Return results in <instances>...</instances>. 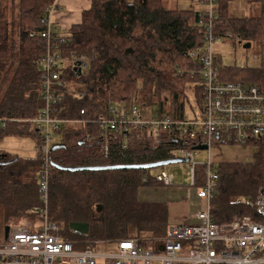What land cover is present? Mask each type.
Returning <instances> with one entry per match:
<instances>
[{
    "label": "trees",
    "instance_id": "trees-1",
    "mask_svg": "<svg viewBox=\"0 0 264 264\" xmlns=\"http://www.w3.org/2000/svg\"><path fill=\"white\" fill-rule=\"evenodd\" d=\"M90 1L91 7L82 13L81 22L73 25L67 36H56L54 40L63 56H85L88 60L85 72L79 74L69 67L62 75L86 95L82 99L65 95L61 118H82L81 111L85 110V118L95 122L109 115L110 103H133L140 108L155 106V117L178 120L185 117L190 89L201 105V64L190 53L204 44L206 11L170 9L167 0ZM52 3L0 0V141L4 137L29 136L41 142L31 125L17 120L36 117L43 106L35 91L42 84L47 51V41L42 37L46 27L42 23ZM215 11L216 33L229 32L232 37L249 39L254 37V27L260 28L263 35L261 18L237 21L230 17L229 0H216ZM217 64L222 80L237 82ZM258 84L263 85L264 80ZM60 133L65 147L51 152V162L62 167L151 164L175 158V152L183 148H192L182 145L169 132L154 135L149 128L123 136L89 123L85 128L64 127ZM88 136L92 140L86 142ZM252 144L250 160L214 164L219 180L211 212L216 222L230 221L238 214L259 219L254 209L244 204L254 200L264 184V139ZM39 171L38 153L32 159L0 151V211L5 226L33 216L40 221L43 205ZM195 172L196 185L192 188L197 191L204 183L205 167L199 165ZM154 177L150 170L70 172L53 167L49 221L60 227L63 224L61 238L77 242L75 248L79 250L93 247V241L135 238L144 248L154 247L153 242L165 237L171 225L166 202L139 197L140 189L157 185ZM72 222L87 223L89 234L73 233L68 227Z\"/></svg>",
    "mask_w": 264,
    "mask_h": 264
},
{
    "label": "built area",
    "instance_id": "built-area-1",
    "mask_svg": "<svg viewBox=\"0 0 264 264\" xmlns=\"http://www.w3.org/2000/svg\"><path fill=\"white\" fill-rule=\"evenodd\" d=\"M47 19L42 23L46 31L42 37L47 41L43 58L42 84L36 89L43 102L39 114L31 119L17 120L28 123L41 137L38 156L40 161L38 188L42 201L40 215L42 222L35 229L22 226L12 227L7 241L0 244V264H264V184L258 188L256 198L248 199L245 206L254 209L252 215H236L232 220L219 223L213 218L211 204L217 191L219 175L212 160V151L229 146L247 147L264 139V85L242 84L224 81L218 69L214 46L232 39V34L216 33V0H209L206 11L208 23L205 26L204 44L190 56L196 58L201 69L203 98L200 105V119L165 117H144L139 106L133 103L116 105L110 103L109 115L99 117L95 122L82 118L63 119L62 102L67 94L82 99L86 91L76 90L63 79L69 67H77L80 73L86 71L85 56L65 57L54 45L56 36L51 17L59 11L63 0H52ZM264 36V8L262 11ZM30 96V93L26 95ZM96 123L104 132L126 136L132 130L149 128L154 135L163 132L173 134L183 148L175 158H186L190 165V185H196V167H205L204 183L197 188V197L203 202V209L196 214L194 224H171L167 235L154 243L150 250L140 246L139 239L114 241H93V247L84 250L75 248L77 242L61 238V227L49 221L48 204L52 147L54 135L60 136L64 127L85 128ZM92 140L86 137V142ZM206 146L208 154L204 162H195V147ZM107 150V149H106ZM174 174L166 167L152 179L154 183L171 187ZM144 182H148L144 179ZM114 247V249H110ZM163 247V251L160 248Z\"/></svg>",
    "mask_w": 264,
    "mask_h": 264
},
{
    "label": "rangeland",
    "instance_id": "rangeland-1",
    "mask_svg": "<svg viewBox=\"0 0 264 264\" xmlns=\"http://www.w3.org/2000/svg\"><path fill=\"white\" fill-rule=\"evenodd\" d=\"M208 1L209 0H183L180 2L178 0H167L166 6L170 9L209 11L210 3ZM60 7L61 10H63L61 3ZM261 12L262 5L258 0H229V15L237 21H241L243 18H260ZM55 22V19L51 18V25L54 35L57 37L67 36L68 29H64L61 25ZM252 30L254 35L253 38L247 39L240 38L239 36H233L232 39L226 40L223 43H219L214 46L219 68L222 71H226L229 77H235V80L238 83L246 85L259 83L261 79L264 80V37L260 32V28L257 30V28L254 29L253 27ZM141 107L142 109H147V111H149L151 108L150 106ZM152 110L154 114L155 106L152 107ZM184 115L189 119H194L195 117L200 119V106H198L194 90L192 89L188 91V102L185 103ZM54 137L55 142L61 141L60 136L54 135ZM251 145L253 144L251 143L250 146H247V148L238 146H229L226 148L238 151L246 150L249 155L251 152ZM39 146L40 144H38L37 140L29 136L4 137L0 141V151L17 155L21 158L34 159L37 157ZM223 150L224 149H216L213 152L215 154H222ZM207 154L208 152L206 150L197 151L195 162L201 164L204 162L205 156ZM175 156H179L178 151L175 152ZM244 160H250V158ZM166 169L174 174V185L188 186L190 184L189 164H173L166 167ZM150 171L152 175H156L160 172V168L151 169ZM153 200H159V198L154 197ZM168 202L171 205L172 201ZM3 221L2 211H0V244L5 242L4 236L6 226ZM41 222L42 218L39 221L38 217L33 216L32 219H24L16 224H11V228L22 226L30 229L38 227ZM61 228L62 230L65 229L63 224L61 225ZM110 249H114V247H110ZM148 249L155 250L152 245L149 246Z\"/></svg>",
    "mask_w": 264,
    "mask_h": 264
},
{
    "label": "crops",
    "instance_id": "crops-1",
    "mask_svg": "<svg viewBox=\"0 0 264 264\" xmlns=\"http://www.w3.org/2000/svg\"><path fill=\"white\" fill-rule=\"evenodd\" d=\"M182 0H180L181 2ZM261 2L262 11L264 8V0H258ZM61 7L51 18L55 19V23L61 25L64 29H70L73 25L79 24L82 19V13L91 7L90 0H63ZM262 16V12H261ZM260 16V18H261ZM250 19V18H247ZM258 84V83H257ZM201 85V83H200ZM264 85V84H263ZM202 87V85H201ZM145 109V108H144ZM142 109L144 117L148 118L153 115V110L150 108ZM222 154L212 153V160L218 164L224 161H246L244 159H251V152L248 155L246 150H233L228 148H222ZM243 151V152H242ZM206 157V156H205ZM190 183V180H189ZM172 188H165L161 184L155 186L143 187L139 191V197L143 201H160L166 202L169 208V223L170 224H194L196 222V214L203 209V202L198 199L195 189L188 186L174 185ZM154 197H158L159 200H153ZM153 198V199H152ZM168 201H172L171 205ZM41 219V215H40ZM40 226V225H39ZM38 226V227H39ZM36 227V229L38 228Z\"/></svg>",
    "mask_w": 264,
    "mask_h": 264
},
{
    "label": "water",
    "instance_id": "water-1",
    "mask_svg": "<svg viewBox=\"0 0 264 264\" xmlns=\"http://www.w3.org/2000/svg\"><path fill=\"white\" fill-rule=\"evenodd\" d=\"M74 70L78 71L80 74V70L75 67ZM65 145L63 143H56L52 147V151L59 150L61 148H64ZM196 151H204L207 150L206 146H197L195 147ZM189 160L186 158H172L170 160L161 161L157 163H151V164H140V165H108V166H97V167H62L58 165H53L54 168L70 171V172H76V171H85V170H91V171H112V170H151V169H159L168 167L173 164H188ZM69 229L78 235L85 236L89 234V225L87 223H77L72 222L69 224ZM11 230V227L6 226L5 228V236L4 239L7 241L9 237V232ZM163 247L160 248V251H163Z\"/></svg>",
    "mask_w": 264,
    "mask_h": 264
}]
</instances>
